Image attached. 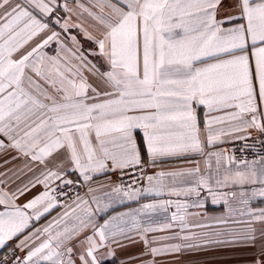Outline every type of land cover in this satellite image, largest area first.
Here are the masks:
<instances>
[{
    "label": "snow or ice",
    "instance_id": "1",
    "mask_svg": "<svg viewBox=\"0 0 264 264\" xmlns=\"http://www.w3.org/2000/svg\"><path fill=\"white\" fill-rule=\"evenodd\" d=\"M90 3L98 11L81 0H0V152L15 151L13 159L24 158L31 173L9 190L0 180V264H107L125 241L142 243L155 264L158 256L202 246L186 243L194 234L161 247L149 236L186 232L195 215L189 210L209 197L247 227L231 240L205 243L254 242L255 224L264 236V207H252L264 200V152L237 160L206 150L225 136L247 140L251 130L264 147V0ZM85 14L97 34L80 19ZM249 147L256 145L242 151ZM194 155L204 169L197 162L146 172L164 158ZM109 171L132 183L98 196L91 184ZM13 175L20 179L24 169ZM143 180L147 187L133 186ZM79 188H87L84 196ZM165 190L176 199L108 214L117 200ZM57 209L63 211L36 226ZM170 209L157 225L154 216ZM254 264H264V249Z\"/></svg>",
    "mask_w": 264,
    "mask_h": 264
},
{
    "label": "crops",
    "instance_id": "2",
    "mask_svg": "<svg viewBox=\"0 0 264 264\" xmlns=\"http://www.w3.org/2000/svg\"><path fill=\"white\" fill-rule=\"evenodd\" d=\"M81 3H83L86 8L96 11L95 8H92L90 0H81ZM80 19L83 21L84 25L96 24L91 18L87 16V14H85ZM77 22H80V20ZM203 111V109L200 110L201 120H203ZM201 128H203V124H201ZM256 133L257 132L255 130H251L250 136ZM139 134L142 136V130ZM221 139L226 142L236 140L234 137L227 136L221 137ZM226 142L217 143L215 147L206 150L212 152L223 151L226 153V155H231L230 151L224 146ZM15 156H17L15 151L0 152V180L8 181L5 190L15 188L17 184L27 181V179L31 176V173L28 172L26 168H24V158L13 159ZM197 162L200 163L202 169L205 168L204 159L199 155H194L190 159L164 158L155 166L149 165L147 167V174L153 175L159 171L167 172L189 168L195 166ZM210 162L212 165L211 171L215 174V157H213ZM18 169H24L25 172V175L21 176L20 179H16V177L13 175V173L17 172ZM224 171V168L221 167V178L223 177ZM232 171L234 172L235 169ZM4 173H7L6 177L3 175ZM115 173L116 171H109L105 175H100L93 180L91 187L97 189V192L95 193L96 195L102 196L105 192H111L112 188L118 186ZM147 186L148 182L145 180L143 187ZM232 190L239 192L244 189L236 187ZM35 191H39V189H36ZM35 191L30 193L29 196L22 197L18 203H24L30 198L31 195L35 194ZM86 191L87 188H85L81 196H84ZM201 195L206 196L207 193L205 192ZM169 198L173 200L176 199V197H169L167 190H165V192L159 196H157L155 192L144 193L137 201H130L126 198L123 201L117 200L113 203L112 208L109 209L108 214L112 215L117 212L130 211L140 207L142 204L155 203L159 200ZM230 203L234 208L239 207V198H237V200L230 201ZM252 207H264V200H256L252 204ZM172 210L174 209H170L167 213H159L155 215L154 219L157 221V225L165 223V217H170ZM61 211H63V209H57L51 215L47 216L45 219H42L36 226L40 227L41 225L46 224ZM189 211L191 213H195V215H190L187 217V223L190 225V227L186 232L179 233L178 229L156 232L151 234L149 239L154 237L156 243L153 246L161 247L167 244L181 243L180 240L171 238L175 235L194 234L195 239L187 241L186 243H198L202 246L196 249H184L179 253L158 256L155 258V264H254L256 259L260 256L262 249H264V236H261L260 234L261 225L259 224L253 225V227L256 228V239L254 242L205 243L206 241L231 240L233 237L243 235V232L240 230L247 227L244 224L233 223L234 219H240V217H238L235 212L229 215L228 207L223 203L213 204L211 202V198L209 197L204 201V206L202 208H193ZM221 220H226L228 222L220 223ZM197 223L208 225V227H192V225ZM216 233H219V235H216ZM15 242L16 241H13V243ZM2 251L3 250H0V252ZM115 251V256L110 258L107 261V264H151L152 257L146 254L143 244L138 241H125V246L123 248H117Z\"/></svg>",
    "mask_w": 264,
    "mask_h": 264
},
{
    "label": "built area",
    "instance_id": "3",
    "mask_svg": "<svg viewBox=\"0 0 264 264\" xmlns=\"http://www.w3.org/2000/svg\"><path fill=\"white\" fill-rule=\"evenodd\" d=\"M258 137H259V133H256L254 135H251L250 138L247 140L236 139V140L228 141L225 143L224 146H225V148H227L230 151L231 155L235 156V158L237 160H241L244 158H247L249 160L257 159L258 157H257L256 153L257 152H264V147L260 146L259 141H258ZM260 138L264 139V137H260ZM254 144L256 145L255 150H253L252 147H249L247 150L242 151V149H244L245 145L252 146ZM146 172H147V169H146ZM115 177L117 179L118 185H120L121 183H123L124 185H128V184L132 183V179H131L130 175H128V174H122L121 172L116 171ZM144 182H145V180L140 181L133 186L143 188ZM78 190H79L80 195H81L84 192L85 188H79ZM65 203H67V201H65Z\"/></svg>",
    "mask_w": 264,
    "mask_h": 264
},
{
    "label": "rangeland",
    "instance_id": "4",
    "mask_svg": "<svg viewBox=\"0 0 264 264\" xmlns=\"http://www.w3.org/2000/svg\"><path fill=\"white\" fill-rule=\"evenodd\" d=\"M96 11H98V9H96ZM107 11H108V10L105 9V12H107ZM74 18H75V17H74ZM94 22H95V21H94ZM95 23H96V22H95ZM85 27H87L88 30H89L90 32H92L93 34H97V31H98V27H99V26H98L97 23H96V24H91V25H85ZM75 31H76L75 29L72 30L73 33H75ZM80 40H81L82 43H84V47H85V48H88V47L91 46L90 44L84 42L83 34H81V36H80ZM70 46H71V45H70ZM53 47H54V46H53ZM48 51H49V54H54L52 48H49Z\"/></svg>",
    "mask_w": 264,
    "mask_h": 264
}]
</instances>
